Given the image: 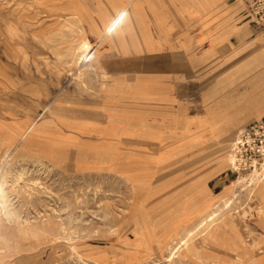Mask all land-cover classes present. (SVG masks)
Returning <instances> with one entry per match:
<instances>
[{"label": "rangeland", "instance_id": "rangeland-1", "mask_svg": "<svg viewBox=\"0 0 264 264\" xmlns=\"http://www.w3.org/2000/svg\"><path fill=\"white\" fill-rule=\"evenodd\" d=\"M225 3L203 26L185 8L199 0H0V264H264L258 200L239 214L255 183L223 160L238 118L243 129L264 116L253 110L264 71L241 76L264 57L216 49L234 24L264 43V0ZM133 9L155 18L165 49L132 42ZM76 27L92 41L77 59L56 41L75 44ZM222 94L217 111L234 118L214 147L208 125L187 129L184 117ZM232 191L227 224L169 259L183 228Z\"/></svg>", "mask_w": 264, "mask_h": 264}, {"label": "crops", "instance_id": "crops-1", "mask_svg": "<svg viewBox=\"0 0 264 264\" xmlns=\"http://www.w3.org/2000/svg\"><path fill=\"white\" fill-rule=\"evenodd\" d=\"M200 5V6H199ZM199 5L197 6V8L189 9V7H185L188 8L189 12H190V17L194 19H196L197 23L202 24L203 26L205 24H207L209 22V20L211 21L212 19H219L221 18L222 11L223 9H226V11L228 10V5L225 3V0H199ZM184 7V6H183ZM185 10V9H184ZM130 21L129 24H131L132 28H133V32L137 35L136 39L132 42H137V43H141L142 42H147L149 40V38L152 40H155L157 47H160L161 49H165L166 45L165 42L160 40V39H156V21L154 20L155 18L151 17V18H144V16H141V14L137 11V10H128V13L126 15ZM147 19V20H146ZM231 20L228 19V23ZM227 23V22H225ZM237 23V22H236ZM239 24H234V26L232 27V30L230 31V34L233 33L234 37L236 38V41L234 42H229V35L228 34L226 37H223L222 40H220L219 42H216V49L218 50V53L224 54L226 53V58L229 59L231 58L233 55H237L238 57L236 58H255V57H264V43H262V39L261 38H254L249 40L248 36H247V32L249 30V25L248 24H242L240 25V27L236 28V26H238ZM223 25H220L219 27L217 26L214 30L216 31L217 28L220 29V27H222ZM205 34V33H204ZM201 35V34H200ZM228 41V42H227ZM159 44V45H158ZM244 47V48H243ZM255 48V49H254ZM195 51L200 52L199 49H195ZM249 54V55H248ZM178 58V55H173L172 58ZM184 56H182L183 58ZM244 61V60H241ZM240 61V62H241ZM240 62H236L233 63L231 65V70L232 73H230L227 77L229 76H236V72H237V66ZM109 69V76H111L113 73L115 72H111L112 69L115 68H110ZM111 69V70H110ZM221 77V76H220ZM219 77V78H220ZM116 78V77H115ZM235 80L237 81L238 78L234 77ZM109 79V77H108ZM107 80V79H106ZM105 80V81H106ZM253 90L256 91H262V96L260 97V100L257 104V108L253 109V110H257L260 109L262 112H264V83L261 82H255V79L253 80ZM106 83V82H105ZM231 82L228 84L230 86ZM236 85H232L231 90H233L234 92L237 90V87L239 86L238 82H235ZM182 88L179 89H186L184 85V83H181ZM226 85H223L222 88L225 89ZM172 89V88H176L175 86H170L168 87V89ZM231 90L229 89V93L231 92ZM218 99H216V102L214 103L216 106H211V104H205L203 107H199L200 109L198 111H196L195 115H191V116H187L184 117L185 121V126L187 129H190L193 125H208L209 129L204 130V133L207 132V130H209L210 132L213 133L214 135V140L213 143L215 144L214 147H217L218 144H223L226 142L225 139H223V131L222 129L224 128V125L222 126V124L227 123L229 121V119L234 118L233 116V108H231V106L229 107V111L224 112V110H218V108H222L223 105L225 104L226 101V96L222 94L221 96L217 97ZM252 110V111H253ZM202 111V112H201ZM216 112V113H215ZM215 113V114H214ZM249 113V112H248ZM247 113V114H248ZM255 115L249 114L248 116H246L247 118H253ZM257 117H260V114L257 115ZM227 121V122H226ZM245 121V120H244ZM222 126V128H221ZM222 187L217 190L216 195H218L219 193H221L222 191Z\"/></svg>", "mask_w": 264, "mask_h": 264}, {"label": "bare ground", "instance_id": "bare-ground-1", "mask_svg": "<svg viewBox=\"0 0 264 264\" xmlns=\"http://www.w3.org/2000/svg\"><path fill=\"white\" fill-rule=\"evenodd\" d=\"M70 21V20H69ZM91 29H93V31H95V28L92 27V23L91 26L89 28L90 32H93ZM70 30V29H69ZM52 31V30H51ZM74 33L73 34H77L79 38V40H77L75 42V44H73L72 42L74 41V37L73 39H66V37L61 34V36H59L56 41L59 42V40L62 41V39L65 41V43L68 44L67 48H66V52L65 54L70 55L71 57L77 59L79 57L80 51L85 48V49H89V47H91L92 45V41L89 40L88 38H85L83 36V32L85 31L84 28H80V27H76L75 30H73ZM53 32V31H52ZM57 33V32H56ZM72 34V35H73ZM93 34V33H92ZM53 35V34H52ZM57 36V35H56ZM228 42V41H227ZM61 43V42H59ZM58 43V44H59ZM55 44V43H53ZM62 44V43H61ZM52 47V46H51ZM57 47V46H56ZM244 48V47H243ZM57 49V48H56ZM60 49V48H59ZM255 49V48H254ZM58 51V50H57ZM65 51V50H64ZM227 55V54H226ZM249 55V54H248ZM66 56V55H64ZM70 60V59H69ZM67 61V60H65ZM255 64V65H254ZM89 66V65H88ZM242 65H240L241 67ZM239 67H237L238 69ZM261 68L262 71H264V60H262L261 63L256 64L253 63V66L250 65L247 68V71H245V73L241 74V76L245 75L246 73H249L250 71L253 72V70L259 69ZM80 73V70H79ZM81 74V73H80ZM74 75V74H73ZM101 76V75H100ZM259 80H261V82H264V73H261V75L259 76ZM83 82V81H82ZM242 82V81H241ZM257 82V81H256ZM250 84V83H249ZM223 85V84H222ZM256 91V90H255ZM257 94V93H256ZM237 95V94H236ZM233 95V96H236ZM233 96L229 99L232 100ZM241 96V95H240ZM227 98V97H226ZM236 98V97H235ZM242 98V97H241ZM253 99V98H252ZM237 101V100H236ZM247 101V100H246ZM249 101V100H248ZM232 108V107H231ZM202 112V111H201ZM242 119L238 118V121L236 124H234V127H236L235 130L231 129L226 136V139H228L227 142V150L225 153V156L223 157V160L225 162V164L227 165V167L230 166V163L232 164V166L234 167L235 163V157H234V150H233V143L235 141V139L238 136V132L241 131L242 129V124L244 122L240 121ZM264 162V161H262ZM229 165V166H228ZM51 172V171H50ZM33 175V174H32ZM240 176V175H239ZM29 177V176H28ZM247 178L245 182H248L247 185L251 184V183H255V187H253L252 189V193L246 197V207L243 209V211H240L239 214H243V215H247L250 212H252L251 210V206H250V202L252 200L257 199L258 200V208L261 210V212H264V171L262 172H257L256 170H252L249 172V174L246 176ZM240 177L237 178V181H239ZM243 181V179H242ZM232 182V180H231ZM30 187V186H29ZM28 188V187H27ZM117 192V191H116ZM73 193V192H72ZM203 193V192H202ZM233 191L225 196L222 197L220 204H216L215 206H213L212 208H210L206 213H202L201 215L198 216L197 220L193 223L192 226H186L183 228L182 232L180 233V236L178 237V241H176L175 245H173V247L171 248V250L169 251V259L172 258L173 255L181 253V250H188L190 248H193V244L195 242H198L200 240L199 236L202 232L204 231H211L214 227H216L218 225V223H224L227 224V221L225 220V218L229 215H225L228 211L226 210L231 203L234 201V197L232 195ZM204 195V194H203ZM27 196V195H26ZM13 197V196H12ZM57 197V196H56ZM81 200V198H80ZM219 201V200H218ZM18 202V200H17ZM37 202V201H36ZM47 202V201H46ZM199 203V202H198ZM201 204V203H200ZM32 206V205H31ZM199 206V205H198ZM197 206V207H198ZM191 208V207H190ZM105 210V209H104ZM52 211V210H51ZM89 211V210H88ZM198 211V210H197ZM203 212V211H202ZM205 212V211H204ZM196 213V212H195ZM201 213V212H200ZM42 214V213H41ZM193 214V213H192ZM82 217V216H81ZM14 220V219H13ZM57 220V219H56ZM195 220V219H194ZM230 220V219H229ZM232 225V224H231ZM235 225V224H234ZM222 226V225H220ZM225 226V225H224ZM230 227V226H229ZM71 231V230H70ZM238 232V231H237ZM262 232V231H261ZM264 233V232H262ZM191 250V249H190ZM198 250V249H197ZM193 251V250H192ZM198 252V251H197ZM216 259V258H215ZM253 260V259H252Z\"/></svg>", "mask_w": 264, "mask_h": 264}, {"label": "built area", "instance_id": "built-area-1", "mask_svg": "<svg viewBox=\"0 0 264 264\" xmlns=\"http://www.w3.org/2000/svg\"><path fill=\"white\" fill-rule=\"evenodd\" d=\"M233 150L236 170L247 173L264 171V116L241 129L233 143Z\"/></svg>", "mask_w": 264, "mask_h": 264}]
</instances>
